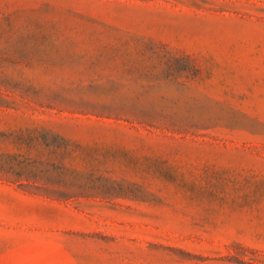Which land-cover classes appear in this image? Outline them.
Returning <instances> with one entry per match:
<instances>
[{"label": "rangeland", "instance_id": "1", "mask_svg": "<svg viewBox=\"0 0 264 264\" xmlns=\"http://www.w3.org/2000/svg\"><path fill=\"white\" fill-rule=\"evenodd\" d=\"M0 264H264V0H0Z\"/></svg>", "mask_w": 264, "mask_h": 264}]
</instances>
